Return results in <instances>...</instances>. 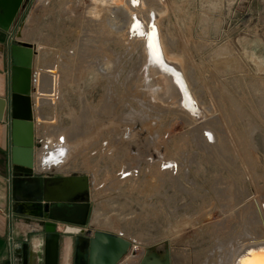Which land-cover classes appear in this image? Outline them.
I'll return each instance as SVG.
<instances>
[{
  "label": "rangeland",
  "instance_id": "374dc122",
  "mask_svg": "<svg viewBox=\"0 0 264 264\" xmlns=\"http://www.w3.org/2000/svg\"><path fill=\"white\" fill-rule=\"evenodd\" d=\"M134 1L23 0L12 27L17 40L37 47L36 147L66 154L51 177L96 172L111 179L91 188L90 221L131 242L125 264H165L168 255L171 264H229L241 243L264 235V0ZM158 12L162 61L183 74L195 108L209 110L205 121L177 96L168 98L177 79L152 59L157 42L149 24ZM145 31L148 39L141 37ZM153 65L169 81L160 91ZM124 99L132 116L158 109L168 122L172 111L182 124L161 141L159 167L177 161L176 179L174 168L159 177L153 172L144 183H116L117 173L91 156L102 144L93 139L97 132L116 134ZM204 129L214 139L204 141Z\"/></svg>",
  "mask_w": 264,
  "mask_h": 264
},
{
  "label": "water",
  "instance_id": "95a60500",
  "mask_svg": "<svg viewBox=\"0 0 264 264\" xmlns=\"http://www.w3.org/2000/svg\"><path fill=\"white\" fill-rule=\"evenodd\" d=\"M164 2V0H161ZM23 0H0V27L6 31L10 29L12 26L14 19L17 15L19 8L22 5ZM133 6L138 5L134 0L131 2ZM154 13V12H153ZM153 18L150 21L149 29L150 32L154 33V41L156 43V47L154 49L155 54L152 59H154L155 64L161 65L163 68L161 71L167 73L168 76L174 79L176 83V87L180 84L183 88L185 95L188 98V101L192 106L198 107L196 101H194L193 97L191 98L189 94V90H187V85L185 86L184 79L182 77L183 74L180 72H173L171 66L166 67L167 65L162 61L163 54L161 45L159 42V33L157 24H159V20L161 18V14L158 12L157 14L151 15ZM159 26V25H158ZM160 27V26H159ZM161 29V28H160ZM149 32L145 31L143 33L142 38H147L149 36ZM148 39V38H147ZM146 39V40H147ZM149 41H146V48H149ZM151 49V46H150ZM149 52V51H148ZM153 52V51H152ZM37 54V47L30 43H21L16 42L13 45V95L11 99V109H12V164L14 168L28 176L34 175V106L32 101V72L34 65V57ZM151 62V58H150ZM152 65V64H151ZM175 65L179 68V70L184 71L180 66L179 62ZM160 66V67H161ZM158 71L153 72L154 80L160 78L157 75ZM178 83V84H177ZM9 107V102L7 99L0 97V121H3L7 115V109ZM194 117L198 118V122L204 120L203 113H199L200 111L194 109ZM202 114V115H201ZM209 117V110L205 109V120ZM204 120V121H205ZM212 137V136H211ZM214 139V138H213ZM36 181V180H35ZM59 183L63 188L61 190H54L52 184ZM36 185L38 190H36V195L32 199V201L42 208L40 213L34 212L33 216L42 220H47L41 225H44L45 231L52 235V238H48L46 241L47 244V256L50 255V260H48V264H51V261L56 262V253L55 247L57 246V240L53 239V237H57V235H53L57 229V223H71V216H67L66 211L69 209H73L76 207L77 202L83 201L88 194L89 186L87 180L85 178H76V177H51V178H43L38 177L36 181ZM36 188V189H37ZM64 189V190H63ZM85 193V195L81 196V194ZM80 227H73L67 225L64 229V234H73L78 236L80 240V246L83 243L82 238H86V249L84 252V262H80L79 264H86L87 255L90 256L91 261L89 264H94L93 260L100 255H104L105 250L109 246L114 249L117 248L114 254H111V257L106 259L101 258L100 264H118L120 259L128 253L129 249L132 247V244L127 239L117 236L116 234L105 232V231H93V229H85V222L81 221ZM84 244V243H83ZM251 245V244H249ZM79 246V245H78ZM82 247V246H81ZM119 247V249H118ZM245 248V247H244ZM29 246L27 243L24 245H17L14 247V253L16 254L17 264H29L27 256H28ZM99 254V255H98ZM98 255V256H97ZM102 255V257H103ZM255 255H264V244L262 242H257L248 246L241 252V254L235 260V264H243L248 262V260L253 259ZM55 256V258H53ZM97 256V257H96ZM165 264H171V258L168 257L164 260ZM88 264V263H87ZM141 264H163L162 263H154L150 262L148 259H144ZM259 264V263H257Z\"/></svg>",
  "mask_w": 264,
  "mask_h": 264
},
{
  "label": "crops",
  "instance_id": "0c3cea01",
  "mask_svg": "<svg viewBox=\"0 0 264 264\" xmlns=\"http://www.w3.org/2000/svg\"><path fill=\"white\" fill-rule=\"evenodd\" d=\"M14 27H10L8 31L0 27V97L5 98L9 102L7 109V115L3 121H0V264H17L16 254L14 253V247L17 245L28 244V262L29 264H48L50 255L47 256V244L46 241L52 238L50 233L45 231L44 223L47 220H42L33 216L34 212L40 213L42 208L36 207V203L32 199L36 195L38 190L36 181L38 177L49 178L48 172L53 170L58 171L63 165L60 161L63 160L66 154H62L61 151L51 150L50 152H43V147L37 148V123L34 122V150H42V157L40 165L36 163L34 168V175L28 176L17 171L12 164V109L11 99L13 95V45L16 42L30 43L17 40ZM31 44V43H30ZM35 58V57H34ZM34 69V67H33ZM33 90L35 87L33 85ZM34 93V92H33ZM32 96L33 106L35 101ZM8 112L11 114V119L7 121ZM34 116H36L34 114ZM62 141V140H61ZM54 152V153H53ZM49 158V160H48ZM40 167V168H39ZM41 168H44L41 170ZM70 175H67L68 177ZM59 177V176H56ZM63 177V176H62ZM65 177V176H64ZM36 180V181H35ZM54 190H61L62 186L59 183L52 184ZM37 188V189H36ZM64 190V189H63ZM75 208L66 211L67 216H71V223H57V229L54 232L53 239L57 240V246L55 247L56 259L55 264H79L84 262V252L86 249V238H82L83 243L80 246V240L78 236L73 234H64V229L67 225L73 227H80V222H85V229H93V231H101L94 228L90 221V217L93 212V201L91 199V188H89L88 194L83 201H79ZM110 232L108 230H102ZM116 234L119 237H123L121 234ZM39 243L37 247L34 242ZM36 243V244H37ZM79 245V246H78ZM38 249V250H37ZM105 250L106 254H102L93 260L94 264H100L101 258L104 259L111 257V254L116 252L117 248L109 246ZM119 249V247H118ZM35 250V251H34ZM34 251V252H33ZM37 251V252H36ZM129 252V251H128ZM39 254L38 261H33V255ZM52 259V258H51ZM91 256L90 249L89 255H87L86 262L89 264ZM126 254L120 259L118 264H125ZM86 263V264H87ZM51 264H54L51 261Z\"/></svg>",
  "mask_w": 264,
  "mask_h": 264
},
{
  "label": "flooded vegetation",
  "instance_id": "af4514ba",
  "mask_svg": "<svg viewBox=\"0 0 264 264\" xmlns=\"http://www.w3.org/2000/svg\"><path fill=\"white\" fill-rule=\"evenodd\" d=\"M128 74L129 72L127 71V76ZM122 102L125 104V107H127V109L124 111L125 114L123 113L121 124H119L118 127H114V129L116 130V134L115 132H112V134L109 132L108 136L100 137L97 136L98 134H100V132H97V135L95 134L96 137H94L93 139L99 138L100 140H102V144L100 145V148L97 152L91 153V156L94 155L97 157V159L98 157H101V161H105L103 168H111L113 173L114 171L115 173H117L116 176L118 177L115 181L116 183L120 182L123 184H127L129 182L134 185L140 184L142 182L144 183L147 176H150L151 173L154 172L157 174L158 172L159 174L157 176L159 177L161 176L163 171L168 172L170 170H174V168H176V170L173 172V174H171L172 171H170V177H174V175L178 176V173H181L182 165H179L177 161L175 162V160L168 159L169 161L166 162L165 166H161V169L159 167V162L165 161V158H163L164 155L162 154V150L165 144L161 142L162 139L165 140L167 136H171L170 130L174 129L178 125L182 126V124H176L175 117L173 113H171L172 111H167L168 113H166L172 115H169L168 122H163L161 120V111H158V109L147 110L150 111L149 114L151 115L146 116V112L144 110V112L141 111V114L139 111H136L138 112L137 115L132 116L131 114H134L132 113L134 111L132 110V108H128V100L126 102V99H124ZM144 105L145 104H143V106ZM122 107H124V105ZM121 126L123 127V130H121ZM107 127H109V125H107ZM109 128H111V126ZM127 129H131V131L129 132L127 131ZM202 131H204V141L205 137H208L210 140L214 138V135L208 129H204ZM87 141L89 140L87 139ZM161 146H163V148H161ZM112 147L114 148L111 149L112 151H107L108 148ZM178 165L180 166L179 171ZM95 173L96 172L92 173L91 175L73 174L69 177L85 178L87 180L89 188H92L95 185V182L98 181L101 183L104 182L102 185H100L101 187L111 182V179H106L103 181L99 178V175ZM52 177L56 176L52 175ZM61 177L62 176L56 178ZM49 178H51V176Z\"/></svg>",
  "mask_w": 264,
  "mask_h": 264
},
{
  "label": "bare ground",
  "instance_id": "6f19581e",
  "mask_svg": "<svg viewBox=\"0 0 264 264\" xmlns=\"http://www.w3.org/2000/svg\"><path fill=\"white\" fill-rule=\"evenodd\" d=\"M134 21V20H133ZM133 28L134 29H136L138 32L137 33H139V32H143V30H142V27H141V22L140 21H138V20H135L133 23ZM145 33V32H144ZM151 43V42H150ZM153 47V46H152ZM154 63V62H153ZM154 67H155V69L154 70H152L151 71V73H150V75L152 76V78H153V80H154V74H153V72H155L156 70H157V68H158V66H155V65H153ZM157 74H158V72H157ZM159 76H160V78H157V79H155V83H156V86H157V88H158V90L160 91V89H159V87H160V84H164V88H166V86L169 84V81H168V79H164V78H162L161 77V75L159 74ZM162 82V83H161ZM173 82H174V85L171 87V94L168 96V98H172V99H174V98H179V100H180V102L184 105V106H186L187 108H189V109H192L193 110V113L194 112H196V111H194V109L195 110H197L196 108H195V106H192L191 105V103L188 101V98H187V96L185 95V93H184V91H183V88L180 86V85H178V87H177V89L175 88V90L173 89L174 87H176V83H175V81L173 80ZM178 84V83H177ZM32 88H33V72H32ZM33 92H34V90H33ZM33 92H32V94H33ZM160 93V92H159ZM169 93V92H168ZM31 94V95H32ZM177 96V97H176ZM161 97V96H160ZM160 100H161V98H160ZM175 103V102H174ZM199 113H201V112H199ZM203 113V112H202ZM202 115V114H201ZM203 115L205 116V113H203ZM34 119H35V116H34ZM35 165H36V151L34 152V168H35ZM83 195H85V193H83V194H81V196H83ZM262 214H263V212H262ZM262 232V231H261ZM263 234V233H262ZM261 242L262 241V243L264 244V235H263V237H261V238H259V239H254V240H250V241H245V242H243V243H241L240 244V247H238L235 251H234V253L232 254V259H231V262L229 263V264H235L234 262H235V260L237 259V257L241 254V252L242 251H244V249L245 248H247L248 246H251L252 244H254V243H257V242ZM34 242V241H33ZM35 243V242H34ZM37 243V242H36ZM34 244L36 247L41 243L40 241H39V243H37V244ZM249 244H251V245H249ZM245 247V248H244ZM37 248H39V247H37ZM38 250V249H37ZM35 251V250H34ZM33 251V252H34ZM37 252V251H36ZM38 258H39V254L38 253H36L35 255H33V261L35 262H37L38 261ZM261 261H264V255H255L254 257H253V259H251V260H248V262H246V263H243V264H257V263H259V262H261Z\"/></svg>",
  "mask_w": 264,
  "mask_h": 264
},
{
  "label": "snow or ice",
  "instance_id": "6c2138e0",
  "mask_svg": "<svg viewBox=\"0 0 264 264\" xmlns=\"http://www.w3.org/2000/svg\"><path fill=\"white\" fill-rule=\"evenodd\" d=\"M259 264H264V261L259 262Z\"/></svg>",
  "mask_w": 264,
  "mask_h": 264
}]
</instances>
